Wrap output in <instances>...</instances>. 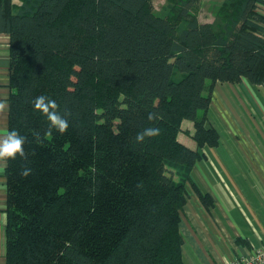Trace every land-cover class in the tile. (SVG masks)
<instances>
[{"label":"trees","instance_id":"1","mask_svg":"<svg viewBox=\"0 0 264 264\" xmlns=\"http://www.w3.org/2000/svg\"><path fill=\"white\" fill-rule=\"evenodd\" d=\"M227 3L202 22L199 0L159 13L150 0H0L8 131L25 137L24 157L6 161V264H185L188 184L221 141L216 84L264 86V0ZM37 96L56 100L64 134ZM184 121L196 148L179 138ZM148 128L160 134L137 143Z\"/></svg>","mask_w":264,"mask_h":264},{"label":"crops","instance_id":"2","mask_svg":"<svg viewBox=\"0 0 264 264\" xmlns=\"http://www.w3.org/2000/svg\"><path fill=\"white\" fill-rule=\"evenodd\" d=\"M9 50V34L0 31V138L8 133L9 97L13 92ZM245 81L225 83L234 93L235 84ZM225 83L216 84L208 110L211 120L214 114L226 111L227 99L220 97ZM184 132L179 135L181 141L196 148V141ZM226 133L236 141L231 128ZM253 143L244 148L238 143H219L202 149L204 156L193 169L192 181L211 195L212 202L207 207L194 189L188 191L180 223L185 264H228L264 247V146ZM6 166V161H0V264H6Z\"/></svg>","mask_w":264,"mask_h":264},{"label":"rangeland","instance_id":"3","mask_svg":"<svg viewBox=\"0 0 264 264\" xmlns=\"http://www.w3.org/2000/svg\"><path fill=\"white\" fill-rule=\"evenodd\" d=\"M173 1L174 0H172V2ZM199 1L201 7L199 19L202 22H213L219 14H226L232 9V4L227 3L231 0ZM170 2L171 0H150V6L153 11L159 13L162 12ZM234 87L236 92L234 91L233 93V89L229 88L226 83L224 84L221 89L223 93H221L220 97L222 99H227L228 105L226 106V111L222 110L221 112L214 114V119L211 120L212 124L221 134L220 143H238L239 146L243 148L247 144L254 146L253 142L259 146H264V86L245 81L243 84H235ZM119 96L122 97L121 94H119ZM257 123H259L258 127H256ZM227 128H231L234 131V133L231 134L236 141L226 133ZM193 129L194 127L192 123L189 124V122L184 121L182 127L183 132H193ZM188 135L192 136L189 133ZM180 138V140H182L181 136ZM186 139L189 143L190 140L188 138ZM186 139H184V141ZM175 178L178 180V176ZM189 183H191V185L188 184V191L195 190V187H193L194 185L202 191V188H200L196 182L192 181V179ZM202 193L208 195V200L211 198V195L207 191H202ZM198 197L200 198L199 195ZM205 205L209 207L206 203Z\"/></svg>","mask_w":264,"mask_h":264},{"label":"clouds","instance_id":"4","mask_svg":"<svg viewBox=\"0 0 264 264\" xmlns=\"http://www.w3.org/2000/svg\"><path fill=\"white\" fill-rule=\"evenodd\" d=\"M33 107L47 118L52 129H55L60 134H64L67 131L69 122L58 114L56 100L46 96H37L33 101ZM148 119L153 120L154 114L150 113ZM159 134V128H148L138 133L135 140L137 143H142L146 137H155ZM24 145V136L15 129L8 131L6 136L0 138V161L14 160L18 155L23 158L25 155ZM30 172V168H25L22 169L21 174L27 177Z\"/></svg>","mask_w":264,"mask_h":264},{"label":"built area","instance_id":"5","mask_svg":"<svg viewBox=\"0 0 264 264\" xmlns=\"http://www.w3.org/2000/svg\"><path fill=\"white\" fill-rule=\"evenodd\" d=\"M228 264H264V247L256 249L252 256L234 258Z\"/></svg>","mask_w":264,"mask_h":264}]
</instances>
